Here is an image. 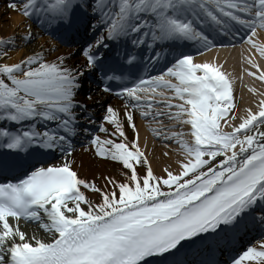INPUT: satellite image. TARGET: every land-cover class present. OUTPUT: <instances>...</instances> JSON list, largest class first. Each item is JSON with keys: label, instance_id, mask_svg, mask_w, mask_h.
<instances>
[{"label": "snow or ice", "instance_id": "snow-or-ice-1", "mask_svg": "<svg viewBox=\"0 0 264 264\" xmlns=\"http://www.w3.org/2000/svg\"><path fill=\"white\" fill-rule=\"evenodd\" d=\"M3 4L0 264H264V0Z\"/></svg>", "mask_w": 264, "mask_h": 264}, {"label": "bare ground", "instance_id": "bare-ground-1", "mask_svg": "<svg viewBox=\"0 0 264 264\" xmlns=\"http://www.w3.org/2000/svg\"><path fill=\"white\" fill-rule=\"evenodd\" d=\"M26 18L23 17V15L17 11H13L11 9H7L4 4H3V0H0V28H2L4 30V32L7 33H12V32H16L19 33L23 30V25L20 24L21 21L25 20ZM28 23H30V21H27ZM18 25H20V27H17ZM34 31H39L38 29H36V26L33 25ZM42 32V31H40ZM3 34V33H0ZM53 43L52 40L50 41V39H48L45 35L43 36L41 33L40 35L36 38V40L34 41V43L31 45V47H36L37 44H43L45 45V47H47L48 43ZM215 51H212L211 53H204L202 54L201 57H194V59H203V58H208L210 55L214 54ZM228 53V52H221V55ZM18 55V53L16 54ZM230 55L235 56L236 53L233 51L230 53ZM15 58V57H14ZM82 95L84 96V94L82 93ZM114 105H119L120 102L113 100L112 102H110ZM138 124L140 127V136H141V142H143V138L145 136H148L149 138V143L151 145V143L153 142V137L152 134L150 133L149 130H146V125L144 124V122L142 120H138ZM156 146L158 149H162L163 145L159 143V141H156ZM173 147H175V145H173ZM79 150V149H78ZM90 155V154H88ZM88 155H85L83 157V159L86 161L88 159ZM156 165L154 164V167ZM97 168H102V165L97 164L96 165ZM110 169V166H108ZM85 171H87V168H85ZM38 235L44 236L46 234L44 233H38Z\"/></svg>", "mask_w": 264, "mask_h": 264}]
</instances>
